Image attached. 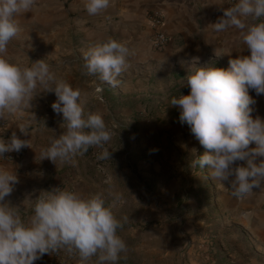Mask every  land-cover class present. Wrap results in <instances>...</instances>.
Instances as JSON below:
<instances>
[{
	"label": "crops",
	"instance_id": "0c3cea01",
	"mask_svg": "<svg viewBox=\"0 0 264 264\" xmlns=\"http://www.w3.org/2000/svg\"><path fill=\"white\" fill-rule=\"evenodd\" d=\"M223 8L224 0H110V6L104 12L92 16L84 10L83 0H37L33 11L17 16L21 31L8 44L6 57L19 59L25 66L44 59L58 79L78 89L85 112L103 115L112 137L107 144L111 158L98 160L90 148L92 161L87 158V151L76 157L75 166L39 160L37 152L48 147L51 140L64 131L62 114H56L51 107L56 101L55 94L40 93L23 115H8L4 119L12 132L33 146L18 158H0V168L16 174L19 181L5 202L27 221L42 191L60 187L84 198L101 195L106 203H111L112 194H117L113 190L118 187L119 208L123 206L126 210L129 206L128 197L121 198L122 192L132 193L133 190L132 196L142 208L148 189L142 183L128 188L124 183H117L118 178L113 182L114 169L126 173L135 170V175L138 173L141 177L148 174L143 169H150L151 173L160 171L161 165L151 161L149 156L136 160L141 154L148 155L147 146L152 148L153 145L156 150V142L168 141L170 134L177 132V128H173L178 123L176 117L171 118L168 112L180 109L170 106V100L190 93L189 72L207 65L227 69L231 59L250 54L236 29L229 28L221 33L213 30L212 24L224 15L219 12ZM154 11L164 14L163 30L170 36V42L158 50L150 44L154 28L149 15ZM254 22L248 20V23ZM109 38L125 42L133 53L128 57L129 68L117 78L116 86L97 76L86 75L83 70V52ZM38 91L42 89L38 87ZM249 95L255 100L253 118L264 119V98L259 97L264 95L258 96L253 89H249ZM135 111L142 112V118L137 120ZM260 111L262 113H258ZM113 113L117 116L113 117ZM18 123L27 125V136L20 132ZM125 129L133 132L131 141H140V148L135 150L136 157L135 154L131 156L135 166L127 169L117 164L122 159L127 161L126 155L120 158L119 153L116 157L111 151L113 144L115 150H122ZM187 130L186 127L183 129L185 133ZM255 147L254 142L249 145V149ZM261 160L264 157H258L256 162ZM102 167L109 173L104 174ZM198 173L199 185L193 186L187 199L183 226L156 229L146 238L140 232V243L134 251L141 258L136 264H144L145 243L153 246L149 251L157 256L152 264H157L161 257L166 264H264V182L260 187H254L249 196L239 199L232 195L229 183L223 184L209 177L207 166ZM174 185L172 183L170 188L173 191ZM146 216L141 209L135 221L143 222ZM209 227L213 230L217 248L212 259L201 244ZM161 238L167 241L165 250L159 245ZM50 261L80 264L74 254L65 252L45 254L34 264ZM89 264H96V257Z\"/></svg>",
	"mask_w": 264,
	"mask_h": 264
},
{
	"label": "clouds",
	"instance_id": "9594fccd",
	"mask_svg": "<svg viewBox=\"0 0 264 264\" xmlns=\"http://www.w3.org/2000/svg\"><path fill=\"white\" fill-rule=\"evenodd\" d=\"M36 3L0 0V119L23 115L37 95L54 93L51 107L62 114L64 131L37 152L39 160L75 166L76 157L89 148L101 150L98 160L109 159L111 152L104 146L112 137L103 115L85 112L78 89L58 79L44 59L25 66L19 59L6 57L8 44L21 31L16 17L33 11ZM83 6L95 16L110 6V0H83ZM249 19L255 22L248 23ZM212 26L217 33L236 29L250 54L231 59L227 69L196 67L187 76L190 93L172 97L170 106L180 109L181 122L189 125L191 134L207 149L193 166H207L212 180L229 183L232 195L243 199L264 182V160L256 162L264 157V119L253 118L255 100L249 95V89L264 95V0H236ZM132 54L125 42L109 38L83 52V70L116 86ZM18 127L23 135L29 134L26 124L18 123ZM253 142L256 147L249 149ZM24 147L33 146L13 131L8 140H0V157ZM237 161L246 165L234 167ZM18 182L16 174L0 168V264H34L53 252L74 254L80 264H89L93 257L96 264H118L120 254L127 250L118 235L123 223L114 213L119 194H112V202L106 203L101 195L84 198L60 187L45 190L25 221L5 202Z\"/></svg>",
	"mask_w": 264,
	"mask_h": 264
},
{
	"label": "rangeland",
	"instance_id": "374dc122",
	"mask_svg": "<svg viewBox=\"0 0 264 264\" xmlns=\"http://www.w3.org/2000/svg\"><path fill=\"white\" fill-rule=\"evenodd\" d=\"M259 97L264 98V96ZM129 102L133 101L129 100ZM135 113H137L138 116L136 117L137 120L142 118V112L135 111ZM258 113L262 112L260 111ZM168 114H171V118L176 117L174 119L177 120L178 123L176 126H173V128H177V132L171 133L168 141L156 142L158 145L156 150H153V145H151L152 148L147 146L148 155L141 154L136 160V162H138L139 159H145L149 156L151 161L161 165V170L156 173H151L150 169H143L144 172H148V174L143 177L139 176L140 174L138 173V176H136L135 170L126 173L125 171H119L118 168H115L114 170L117 174L114 173V170V172H112L114 173L113 182L118 178L119 180L116 182L124 183L128 188H132L134 184L142 183V185L148 189L146 190V199H144V206L142 208L139 206L140 202L136 201L134 196H132V194L135 193L133 190L132 193L127 191L122 192L121 198L127 196L129 199L128 208L126 210L123 206L119 208V200L117 203L118 207L114 209L116 217L123 223V228L118 230V235H120L127 245V250L120 254L118 264H136V262L140 261L141 255L134 251L136 246L140 243V232H142L146 238L147 234L156 229H166L170 226H174L175 228L182 227L185 221L184 211L187 208V199L193 186L197 188L199 185L200 177L198 171L201 168L199 166H193L192 162L197 159L198 155L204 154L207 149H205L191 134L189 125L181 122L180 111H170ZM116 116L117 115L113 113V117ZM185 124V127L188 128L186 133L183 131ZM170 129H172V127ZM131 132L132 131L128 129H125V131L123 130L122 138L124 143L122 144V150H115V144L111 147V151L116 153V157H118L119 153H121L120 158L126 155L128 158L127 161L122 159L121 163H117L121 164L122 167L126 169L130 168L132 165L135 166V162L131 161V156L135 154L134 157H136L137 153H135V150L140 148V141L138 139L131 141V134H133V132ZM86 154L87 158L92 161L90 148ZM106 172L107 174L109 173L107 169ZM106 172L104 174H106ZM172 183L175 184V191L170 189ZM116 189L117 190H113V193L118 194L119 188L117 187ZM173 193H175V195H173ZM141 209L144 211L145 216L147 212H149V214L145 217L147 219H143V222H136L135 216ZM206 233L214 234L210 227L205 231V234ZM159 245L164 250L165 247L168 246L167 241L163 238H161ZM152 248L153 246H151V244H144L142 253L144 264H152V261L157 259V256L151 255L149 251ZM157 264H166V262L161 257V260Z\"/></svg>",
	"mask_w": 264,
	"mask_h": 264
},
{
	"label": "built area",
	"instance_id": "2783aa9c",
	"mask_svg": "<svg viewBox=\"0 0 264 264\" xmlns=\"http://www.w3.org/2000/svg\"><path fill=\"white\" fill-rule=\"evenodd\" d=\"M236 0H224V8L220 10L219 12L224 14V10L231 6V4H235ZM149 22L151 26L154 28V33L150 39V44L154 49H163L169 42H170V36L163 30V25L165 23V17L164 14L161 11H154L151 12L149 15ZM11 129L8 127L7 123L4 120L0 119V140H8L12 135ZM20 137V136H18ZM21 138V137H20ZM22 139V138H21ZM106 148V145L104 146ZM28 149V147H24L21 151L16 152H10L5 153V156L0 157L7 160H12L15 158L20 157L23 152H25ZM101 150L97 148H93V155L95 158H97V155L99 154ZM246 165L245 161H238L236 166H242ZM102 172H106V168H101ZM205 238L202 241V246L207 248L208 256L209 258H214L216 254V244L213 240V234L206 233ZM48 264H54V261H50Z\"/></svg>",
	"mask_w": 264,
	"mask_h": 264
}]
</instances>
